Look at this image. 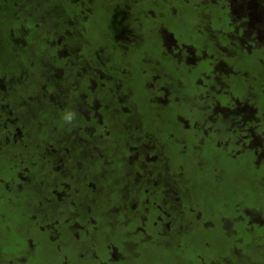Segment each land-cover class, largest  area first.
Returning <instances> with one entry per match:
<instances>
[{"label":"rangeland","instance_id":"374dc122","mask_svg":"<svg viewBox=\"0 0 264 264\" xmlns=\"http://www.w3.org/2000/svg\"><path fill=\"white\" fill-rule=\"evenodd\" d=\"M150 1L154 4L135 5L137 10H155L148 16L157 17L140 24L139 48L130 47L136 37L127 31L119 40L130 48L123 52L115 48L112 55L120 66L117 94L132 101L123 119L141 122L146 130L130 133L103 120L110 131L104 138L106 151L114 143L122 150L108 156L102 178L94 189L90 186V195H84L94 204L73 201L75 205L66 209H54L62 212L52 216L55 212L43 208L50 197L42 196L40 207L32 208L38 207L40 193L34 182H27L29 166L20 167L14 185L19 190L11 188L8 204L3 194L9 191H0V239L19 253L0 263L215 264L216 259V264H264V48L254 50V45L259 46L255 38L251 34L245 43L246 33L239 30L241 23L246 26L247 18L251 19L248 15L255 22L256 12L246 10L259 3L229 0L232 5L227 8L217 0ZM230 16L236 21L231 28ZM110 38L98 43L107 58L111 57ZM175 76L184 80L173 84ZM105 78L110 77L105 74ZM209 86L213 88L206 93ZM150 90L157 91V97ZM216 108L229 114L217 115L209 124ZM245 125L249 135L243 136L240 130ZM15 132L9 141L6 137V144L15 138L23 145L21 133ZM143 133L144 138L150 136L156 157L142 145ZM202 138L203 144L196 145ZM126 141L137 144L136 149L131 150ZM161 142L164 154L159 151ZM12 174L5 170L2 177ZM60 185L45 193L64 196L66 186ZM27 206L29 214L23 212ZM114 206L119 207L117 215L112 213ZM9 208L16 210L9 212ZM78 208L84 213L79 214ZM87 209L94 220L85 214ZM16 214L24 217L18 220ZM189 226V231L183 230ZM240 226L243 230L236 237L235 227Z\"/></svg>","mask_w":264,"mask_h":264},{"label":"trees","instance_id":"16d2710c","mask_svg":"<svg viewBox=\"0 0 264 264\" xmlns=\"http://www.w3.org/2000/svg\"><path fill=\"white\" fill-rule=\"evenodd\" d=\"M218 1H223L227 8L232 5L229 0ZM256 1L259 3L256 7L249 6L246 10L247 14L248 11L256 12L255 22L248 15L251 21L247 18L246 26L241 23L239 30L246 33L243 37L245 43L249 42L252 34L251 37L259 45L253 48L260 50L264 48V0ZM137 2L154 4L150 0H0V191H9L3 194L6 204L13 195L14 189L10 191L11 188L19 190L14 185L20 177L17 172L25 163L31 173L27 182H34L40 193L36 200L38 207L32 208L40 207L42 196L51 198L50 190L58 184L66 186L65 200H84L94 204L84 195H90L95 182L102 178L108 156L111 153L117 155L122 150V146L114 143L111 151H106L104 138H108L110 131L102 125L103 120L107 125H118V129L130 133L146 130L141 122L123 119L127 117L125 107L130 106L132 101L129 96L117 94L121 83L120 66L115 65L112 59L115 48L121 49V52L130 47L138 49V44L143 40L140 24L148 18H157L155 15L148 16V11L150 14L155 12L151 8L137 10ZM160 8H164V4ZM167 12L171 13L169 9ZM234 19L229 17V28ZM127 31L136 37L134 46H127L119 40L127 35ZM106 36L115 39H109L113 42L109 45V58L105 57L98 45L104 44ZM114 72L118 73V77L111 76ZM105 74L109 75L108 80ZM182 80L175 76L171 82L176 84ZM147 87L150 89L151 84ZM150 91L153 98L157 97V91ZM126 101L130 104L124 103ZM68 115H71L70 120L65 119ZM156 117L162 119L161 115ZM14 131L15 134L21 133L18 138L22 139L23 145H18L15 138V142L6 144ZM143 141L145 144H141L150 152V156L153 154L156 157L157 152L151 149L150 136L144 138L143 133ZM127 142L131 150L136 149L137 144ZM163 148L161 142L159 151L162 153ZM5 170L13 174L4 178ZM37 170L45 172L33 176ZM160 174L166 176L163 171ZM42 183L47 186L44 187ZM48 189L49 192L45 193ZM163 196L168 197L167 191L163 192ZM23 202H19L18 206ZM58 204L64 205L62 202ZM43 208L51 209L52 206L48 201V204L43 203ZM13 210L16 209L9 208V212ZM28 210L27 206L23 212L29 214ZM77 212L84 213V210L82 212V208H78ZM118 212L119 207L114 206L113 215ZM85 214L94 220L95 216L90 210H85ZM23 217L21 214L15 215L18 220ZM27 220L32 221L30 215ZM11 223H14V219ZM5 225L9 226L8 223ZM93 225L98 226L96 223ZM190 227L183 230L189 231ZM235 228L239 230L237 237L243 226ZM174 236L172 233L171 237ZM232 238L231 235L228 237L229 246L234 243ZM174 242L171 240V244ZM8 244L5 239H0V262L19 253L13 252L14 248H6ZM239 255L243 256V252Z\"/></svg>","mask_w":264,"mask_h":264},{"label":"flooded vegetation","instance_id":"af4514ba","mask_svg":"<svg viewBox=\"0 0 264 264\" xmlns=\"http://www.w3.org/2000/svg\"><path fill=\"white\" fill-rule=\"evenodd\" d=\"M218 79L217 78H214V82H216ZM216 84V83H215ZM196 85H197V83H195L194 82V87L196 88ZM218 85V84H217ZM211 88H213V86H209L208 87V89L206 90V93H209V91H210V89ZM217 109V114L216 115H213L212 116V119L211 120H209V124L210 123H212L213 121H214V119H215V117L217 116V115H222V116H224L225 114H227L228 112H222L221 111V109H218V108H216ZM229 109V108H228ZM229 114V113H228ZM205 129H206V127H205ZM208 129H210V128H208ZM240 131H243V136H246V135H249V132H248V129H247V127H246V125H245V127H243L242 128V130H240ZM200 143H202L203 144V138H202V141H199V140H197V143L196 144H200ZM214 145H216V146H218L219 148H220V145H217V144H215L214 143ZM91 185V184H90ZM91 187H92V185H91ZM67 195V192L65 193V195L64 196H66ZM64 196H59V198H55L54 200H53V196H51V198L48 200L49 202H50V205L52 206V208H51V210L53 211V212H55V213H52L51 215L53 216V215H55V214H58V212H62L61 210L64 208V206H65V209L71 204V205H75L74 204V202L72 201V200H65L64 199ZM64 203V205H59L58 203ZM59 208H62L61 210H59V211H55L54 209H59ZM92 221V220H91ZM11 224H13V223H11ZM10 225V224H9ZM41 229V228H40Z\"/></svg>","mask_w":264,"mask_h":264},{"label":"clouds","instance_id":"9594fccd","mask_svg":"<svg viewBox=\"0 0 264 264\" xmlns=\"http://www.w3.org/2000/svg\"><path fill=\"white\" fill-rule=\"evenodd\" d=\"M65 119L70 120L71 119V115L66 116Z\"/></svg>","mask_w":264,"mask_h":264}]
</instances>
